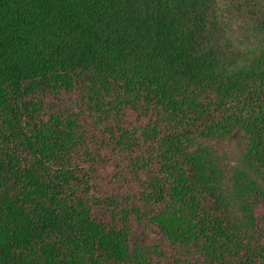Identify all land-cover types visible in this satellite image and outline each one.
I'll return each instance as SVG.
<instances>
[{"label":"trees","instance_id":"trees-1","mask_svg":"<svg viewBox=\"0 0 264 264\" xmlns=\"http://www.w3.org/2000/svg\"><path fill=\"white\" fill-rule=\"evenodd\" d=\"M215 4L0 0V264H264V44Z\"/></svg>","mask_w":264,"mask_h":264},{"label":"clouds","instance_id":"clouds-1","mask_svg":"<svg viewBox=\"0 0 264 264\" xmlns=\"http://www.w3.org/2000/svg\"><path fill=\"white\" fill-rule=\"evenodd\" d=\"M261 14H264V0L259 5ZM214 19L218 22L219 31L213 34L211 44H225V56H237L243 58L255 57L264 44V33H259L244 19L233 15L230 0H216L215 7L210 9ZM247 28V37L241 34V29ZM243 63V59H238Z\"/></svg>","mask_w":264,"mask_h":264},{"label":"rangeland","instance_id":"rangeland-1","mask_svg":"<svg viewBox=\"0 0 264 264\" xmlns=\"http://www.w3.org/2000/svg\"><path fill=\"white\" fill-rule=\"evenodd\" d=\"M235 5H239L238 3H235ZM240 7V5H239ZM238 18L245 19L242 15H237ZM243 29H241V34L243 32ZM209 147H212L213 150L217 151L219 156L223 158L224 164L228 166V168L235 166L238 164V161L241 159V156H243L245 152V146L242 144L236 137H233L227 142L221 143V144H210ZM229 171V169H228Z\"/></svg>","mask_w":264,"mask_h":264}]
</instances>
